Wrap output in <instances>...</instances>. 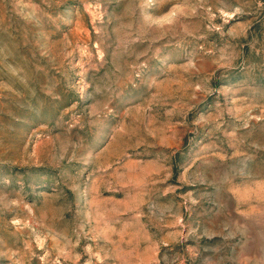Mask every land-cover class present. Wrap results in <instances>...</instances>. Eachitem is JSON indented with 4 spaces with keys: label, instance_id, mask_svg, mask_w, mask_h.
Masks as SVG:
<instances>
[{
    "label": "rangeland",
    "instance_id": "rangeland-1",
    "mask_svg": "<svg viewBox=\"0 0 264 264\" xmlns=\"http://www.w3.org/2000/svg\"><path fill=\"white\" fill-rule=\"evenodd\" d=\"M0 264H264V0H0Z\"/></svg>",
    "mask_w": 264,
    "mask_h": 264
}]
</instances>
